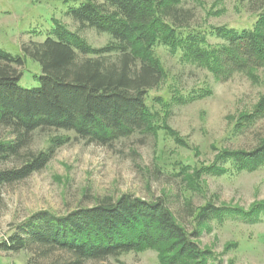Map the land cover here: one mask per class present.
I'll return each instance as SVG.
<instances>
[{
	"label": "rangeland",
	"instance_id": "rangeland-1",
	"mask_svg": "<svg viewBox=\"0 0 264 264\" xmlns=\"http://www.w3.org/2000/svg\"><path fill=\"white\" fill-rule=\"evenodd\" d=\"M85 0H0V50L21 55L24 64L18 85L37 87L41 66L24 56L22 45L42 41L60 23L77 33L94 48L112 41L109 33L80 26L67 13ZM99 2V0H95ZM263 0H181L179 6L184 26L181 37H202L204 46L217 47L225 42L219 29L252 28ZM156 46L155 53L166 75L152 88L147 103L157 112L158 124L164 118L167 129L156 134L136 129L106 143H98L72 130L38 129L31 133L15 157L5 167L20 165L29 155L55 146L50 161L39 171L12 184L0 186V241L33 213L46 210L64 214L79 206H91L102 200L129 194L144 200L163 199L176 219L192 231L201 206L249 210L264 203V163L253 171H237L230 160L216 164L225 172L204 170L196 178L194 169L215 162L220 150L256 149L264 140V113L236 127L242 114L254 112L264 97V66L240 70L224 67L219 75L198 64L182 62L180 50ZM82 57V55H80ZM111 54L110 59H115ZM209 88L210 94L188 103L160 104L174 94L186 97L192 90ZM0 135L13 139L8 129ZM61 140V141H59ZM186 173L197 179L196 188L187 185ZM196 239L202 248L213 252L214 264H264V213L251 222L241 215L225 213L200 228ZM68 254L40 249L17 252L1 251L0 264H42L63 260ZM82 264H158L155 250L126 252L116 257L85 260Z\"/></svg>",
	"mask_w": 264,
	"mask_h": 264
},
{
	"label": "trees",
	"instance_id": "trees-1",
	"mask_svg": "<svg viewBox=\"0 0 264 264\" xmlns=\"http://www.w3.org/2000/svg\"><path fill=\"white\" fill-rule=\"evenodd\" d=\"M180 1L85 0L70 7L67 13L80 26L109 33L112 41L94 48L58 23L44 40L23 44L24 56L41 66L37 87H20L23 57L0 50V128L14 136L0 135V186L20 181L50 161L54 145L29 155L18 166L5 167L38 129L72 130L98 143L136 129L153 134L167 129L175 135L164 118L158 124L157 112L147 103L149 91L166 75L156 46L180 50L182 62L201 65L215 75L226 66L240 70L264 66V0L252 28H221L225 42L211 48L204 46L202 37L179 35L178 28L184 26ZM111 54L115 59H110ZM209 94L210 89L203 88L192 90L186 97L174 94L168 103L161 97L155 100L169 108L173 103H188ZM263 113L264 97L253 113L240 115L235 125L240 127L243 121ZM219 159L230 160L237 171H253L264 163V140L251 151L222 149L215 162L194 169L193 174L197 178L204 170L225 172L216 164ZM186 169L182 171L187 185L196 188L197 179ZM225 213L255 222L264 213V203H256L247 211L207 203L196 213V228L188 231L163 199L148 201L123 194L64 214L35 212L0 241V250L37 248L43 254L54 250L68 254L66 259L42 264H82L88 259L148 249L157 252L158 264H214L213 252L202 248L196 239L202 226L213 218L222 220Z\"/></svg>",
	"mask_w": 264,
	"mask_h": 264
}]
</instances>
